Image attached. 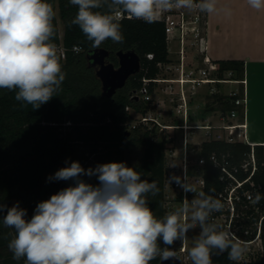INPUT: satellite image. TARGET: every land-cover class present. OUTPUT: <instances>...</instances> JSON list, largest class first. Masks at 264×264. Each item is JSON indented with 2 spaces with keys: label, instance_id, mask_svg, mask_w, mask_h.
I'll return each mask as SVG.
<instances>
[{
  "label": "clouds",
  "instance_id": "9594fccd",
  "mask_svg": "<svg viewBox=\"0 0 264 264\" xmlns=\"http://www.w3.org/2000/svg\"><path fill=\"white\" fill-rule=\"evenodd\" d=\"M78 6L70 24L77 25L92 41L93 48L111 39L123 43L119 23L129 19L154 22L172 9L217 12V0H69ZM254 9L264 0H248ZM107 11H99V9ZM55 12L47 0H0V89L15 91L21 107H39L57 95L66 78L54 36ZM81 176H96L98 186ZM73 180L74 186L61 189L39 202L30 220L19 202L7 208L2 223L15 230L8 243L13 259L25 264H150L156 257L175 258L174 250L161 249L158 241L171 246L184 241L190 229L200 227L190 249L192 264H212L216 255L228 252L233 261L241 259L243 248L227 231L210 223L220 211V200L184 185L195 193L181 207L157 218L148 207V194L159 191L157 182L142 180L140 173L123 162L99 164L85 169L78 161L48 177V181ZM210 191H212L210 189ZM257 193L253 203H259ZM6 205L0 204V213ZM190 221V222H189Z\"/></svg>",
  "mask_w": 264,
  "mask_h": 264
},
{
  "label": "trees",
  "instance_id": "16d2710c",
  "mask_svg": "<svg viewBox=\"0 0 264 264\" xmlns=\"http://www.w3.org/2000/svg\"><path fill=\"white\" fill-rule=\"evenodd\" d=\"M47 2L55 12L52 42L56 45L66 78L57 95L35 110L31 105L21 107V102L15 99V91L0 89V204L6 205L5 211L0 213V264H25V258L14 260L8 249L15 230L2 223L7 208L19 202L20 208L27 210L25 219L30 220L39 202L48 200L61 189L74 186L73 180L48 181L49 176L70 166L73 161H78L85 169L95 168L99 164H89V157L100 152L109 153L110 162H121L120 158L127 150L140 146L143 150L141 162L131 168L140 173L142 180L157 182L159 191L156 195L148 194V207L157 218L166 214L167 141H154V130H145L141 134L138 128L132 131V135L126 134L127 123L131 118L127 107L139 110V103L132 100L131 93H139L144 88L143 79L152 80L157 77L158 64L171 62L165 24L143 20L119 21L123 43H114L108 39L99 48H93L92 41L87 39L79 26L70 24L78 6L71 5L69 0ZM57 9L64 23L62 38ZM75 47L81 51L76 53ZM98 49H107L110 52L108 59L114 63H118L119 51L135 50L141 57V72L132 77L113 99L102 98V103L99 97L100 81L96 69L89 61L90 54ZM148 55H153V59H149ZM216 64L219 66L216 75L220 80H224L227 72H232V80H244V61L223 60ZM154 90L153 83L146 88L148 93ZM238 98V95L230 98L217 96L216 101L222 106L223 115L233 110ZM254 150L257 159L254 181L262 187L264 193V145H256ZM214 152L230 153L234 162H241L251 152V146L244 142L230 144L221 140L202 144L200 154L207 160L204 166L207 195L222 189L219 173L209 160ZM80 179L93 186L99 185L96 176H81ZM158 244L161 249L167 247L162 241ZM160 259L158 256L150 264H159ZM211 259L212 264H237L228 258L227 251L216 255L213 250ZM250 263L264 264V255Z\"/></svg>",
  "mask_w": 264,
  "mask_h": 264
},
{
  "label": "built area",
  "instance_id": "2783aa9c",
  "mask_svg": "<svg viewBox=\"0 0 264 264\" xmlns=\"http://www.w3.org/2000/svg\"><path fill=\"white\" fill-rule=\"evenodd\" d=\"M124 20L138 19H129L125 13L119 21ZM154 22L165 24L167 43L169 45L172 42L178 44V49L176 50L178 65L173 64L172 61L158 64L159 73L157 77L152 80L143 79L144 88L142 90H146L153 83L155 84V92L157 84H166L168 88L167 93L173 94L176 93L173 89L178 84L180 87V92L177 94L178 98H172V101L176 103L174 104V116L180 123L163 125L159 122L158 118L145 113L141 108L143 104L152 100V93L146 91V94H143L141 90V99L139 102L137 101L139 103V125L129 126V123H127V127L131 131L138 128L151 131L159 125L166 130H179L181 132L178 136L173 135L170 138H163L161 140L153 139L154 141H167L166 152L169 153V157H171L173 162V164H170L166 168L165 172L164 209L167 214L181 207L185 201L190 202L194 198L195 193L184 190L185 184L195 188L197 193L201 191L205 193L204 166L207 160L200 154L204 142L211 140H221L230 144L238 142L248 144V142L246 138L240 141L236 137L237 134L245 136L246 125L243 123L228 122L220 126H214L215 128L210 125L189 124L191 119V99L187 96L188 91L196 93V90L202 84L226 82L220 79H209L205 70L200 71V73L204 74L202 77L194 76L195 70H188L186 64L188 46H194L205 34L207 24L206 13L200 12L198 9H172L163 12ZM74 50L76 53L81 51L78 47H75ZM62 55L64 58V52ZM148 58L153 59V55H148ZM204 61L205 63H211L214 71L218 70L217 66L213 62H210L208 58H205ZM165 75H174V77H165ZM242 83L245 84V81H242ZM185 86H188L187 89H185ZM230 95L236 96L237 93L233 92ZM234 103L237 108H242V112L245 113V97L238 98ZM131 109V107H127V112L129 113ZM238 116L239 111L233 110L228 115V118L229 120H233L238 118ZM222 118L225 120L224 117ZM200 129L206 130L209 138L200 145H196L193 143V135ZM213 129H217L219 132L213 133ZM170 141L171 144L169 145L168 142ZM250 146L251 152L246 154L245 159L241 162H234L230 153L218 154L214 152L210 155L209 160L218 171L219 182L222 184V189L214 192L211 196L220 200L223 207L220 211L212 213L209 222L217 224L219 230L229 232L233 241L239 243L241 246H253L257 244L260 247V252L252 253L254 257H257L258 255H264V213L260 214L264 212V193H262V187L257 186L254 181V176L257 172V159L254 146ZM197 149V159L193 161L191 154L196 153ZM178 152L181 154H178ZM257 193L261 195L262 200L259 203H253ZM194 228L200 229L198 225ZM187 239L188 237L184 241L180 240L178 250L172 249L175 255L181 259L182 255L187 254ZM247 257H249V254H242L241 259L237 262L245 261Z\"/></svg>",
  "mask_w": 264,
  "mask_h": 264
},
{
  "label": "crops",
  "instance_id": "0c3cea01",
  "mask_svg": "<svg viewBox=\"0 0 264 264\" xmlns=\"http://www.w3.org/2000/svg\"><path fill=\"white\" fill-rule=\"evenodd\" d=\"M206 20L204 59L208 58L217 68H219L216 64L218 61L239 60L245 62V78L243 80L245 84L242 81L232 80L226 73L224 77L226 82L221 83L222 85L236 86L226 94L228 98L232 97L230 94L235 92L239 98L245 97L246 99L245 113L242 112V108H237L234 104L233 110H238L239 116L230 122L246 125L245 136L237 134L236 137L240 141L246 138L248 144L253 146L264 145V7L259 10L254 9L248 4V0H217V12L206 13ZM168 47L170 50V45ZM227 73L233 75L232 72ZM212 79L219 78L216 75ZM206 85L209 84H202L198 89H202ZM240 85L243 87L242 91L239 89ZM198 89L196 93L189 95L191 99L190 113L192 106L197 105L194 102L202 101L196 97ZM214 93L217 94V92ZM198 105L201 106L199 103ZM227 114L229 115L230 112ZM222 117L226 119L223 112ZM210 119L207 116L206 123L203 125H206ZM189 124L199 125L191 119ZM250 262L252 261L247 259L237 262V264H251Z\"/></svg>",
  "mask_w": 264,
  "mask_h": 264
},
{
  "label": "rangeland",
  "instance_id": "374dc122",
  "mask_svg": "<svg viewBox=\"0 0 264 264\" xmlns=\"http://www.w3.org/2000/svg\"><path fill=\"white\" fill-rule=\"evenodd\" d=\"M57 19H58V25H59V31H60V36L61 38L64 35V23L60 17L59 10L57 9ZM204 40H205V34L202 36L201 40L196 43L194 46H188L187 48V60L186 64L188 66V70H195V75L197 77H202L204 74L200 73L201 70L207 71V77L209 79L215 78L216 77V72L212 68L213 66L211 63H205L204 61ZM169 46V44H168ZM169 49V47H168ZM178 49V44L176 42L170 43V50H169V58L171 59L172 63L175 65H178V55H176V50ZM171 51V52H170ZM108 63L113 64L115 67H118V63H114L111 61H108ZM161 74V73H160ZM227 76H230L233 78V75L230 73H226ZM162 76V74H161ZM165 77H174V75H165ZM188 86H185V89H187ZM235 85H222L221 83L217 84H209L206 86H203L202 89H198V93L196 97H198L199 100L197 103L194 102L197 105L192 106V112H191V121L198 123L199 125H203L206 123L205 118L207 116L211 118L209 122L206 125L210 126H217L221 125L223 123H228L230 120H228V114L225 112L224 116L226 119L223 121L222 118V106L216 101L217 96H224L228 97L226 94L230 93L233 89H235ZM239 89L242 91L243 87H239ZM168 88L166 84H157V90L151 94L152 100L143 104L142 110L145 111V113L150 114L152 117H156L159 119V122L162 123L163 125H172V124H179L180 121L174 116V103L172 101V98H178L179 92H180V87L178 84L175 85V88L173 89L174 92L176 93H167ZM240 91V92H241ZM178 92V93H177ZM213 92H217V94H213ZM221 92V93H218ZM191 92L188 91L187 96L189 97ZM241 95V93H239ZM99 97H100V102L102 101V88H101V83L99 82ZM194 101V100H193ZM139 102V101H138ZM102 103V102H101ZM198 103L201 105L199 107ZM197 107V108H196ZM210 108H213L211 111ZM195 112V113H194ZM194 113V114H193ZM129 114L131 118L128 120L129 126L133 125H139V110L137 109H131L129 111ZM235 122H238L237 120H234ZM241 121V120H240ZM152 126V125H151ZM215 128V127H214ZM131 130V129H130ZM140 133H144L145 130L142 128L139 129ZM213 133L219 132L217 129H213ZM181 134L179 130H166L157 125V127L154 129L153 133V139L156 140H161L163 138H170L173 135L178 136ZM194 140L193 143L196 145H200L202 142L207 140L209 137L207 136V131L204 129L197 130L195 134L193 135ZM175 140V139H174ZM168 144H171V141L168 142ZM197 153H192L191 157L193 161H196L197 159ZM178 154H181L178 152ZM143 155V150L140 146H134L127 150L124 155L120 158L121 162L125 163L127 167H133L138 165L141 162ZM166 159H167V167L170 166V164H173L171 157H169V153L166 152ZM89 164H105V163H110V156L109 153L107 152H100L97 155H91L89 157ZM264 212H261L260 214L262 215ZM259 214V216H261ZM200 232V229L198 228H192L188 231L187 233V254L182 255V259L186 264H192L191 258L188 260L187 256L190 257L189 252L192 246L195 243V238L198 237ZM160 242V241H158ZM163 244V242H162ZM164 245V244H163ZM166 246V245H164ZM168 247V246H167ZM178 247H180V240H176L172 247L170 249H175L178 250ZM243 248V253L242 254H249V257L247 259L249 261H253L255 258L252 255L253 252H260V247L256 244L253 246H242Z\"/></svg>",
  "mask_w": 264,
  "mask_h": 264
},
{
  "label": "water",
  "instance_id": "95a60500",
  "mask_svg": "<svg viewBox=\"0 0 264 264\" xmlns=\"http://www.w3.org/2000/svg\"><path fill=\"white\" fill-rule=\"evenodd\" d=\"M109 56L110 52L107 49L95 50L89 56L91 66L96 69V76L101 83L103 99H113L120 90L126 87L133 76L141 72V57L135 50L117 53L118 68L108 63ZM136 93L137 91L132 92V94ZM142 93L146 94V90H142ZM136 101H139V96H136ZM126 134L132 135V131L127 130ZM159 264H184V262L175 255V258L160 259Z\"/></svg>",
  "mask_w": 264,
  "mask_h": 264
},
{
  "label": "flooded vegetation",
  "instance_id": "af4514ba",
  "mask_svg": "<svg viewBox=\"0 0 264 264\" xmlns=\"http://www.w3.org/2000/svg\"><path fill=\"white\" fill-rule=\"evenodd\" d=\"M108 61H109V59H108ZM118 64H119V58H118ZM118 67H119V65H118ZM118 67H116V68H118ZM131 95H132V100H135L136 101V96H139V100L141 99L140 92L139 93L137 92L136 94H132L131 93Z\"/></svg>",
  "mask_w": 264,
  "mask_h": 264
}]
</instances>
